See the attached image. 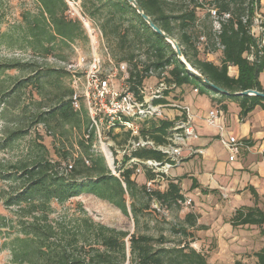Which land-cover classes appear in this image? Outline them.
Returning a JSON list of instances; mask_svg holds the SVG:
<instances>
[{
  "label": "trees",
  "instance_id": "1",
  "mask_svg": "<svg viewBox=\"0 0 264 264\" xmlns=\"http://www.w3.org/2000/svg\"><path fill=\"white\" fill-rule=\"evenodd\" d=\"M260 0H136L142 10L161 30L174 38L186 62L199 74L228 93H219L208 86L196 75L187 70L178 59L171 45L152 30L135 8L127 0H81L84 13L98 22L104 37H111L118 44L121 54L118 62L128 61V83L136 92L137 86L157 73L168 86L190 85L200 95L207 96L219 109L226 111L225 102H234L239 107L240 118L245 117L255 106L264 110V99L254 95H234L246 89L264 92L259 75L264 71V45L251 32L255 8ZM36 12L25 11L21 23L16 26V38L7 30L0 34L9 47L13 41L22 43L33 53L49 54L56 42L68 44L76 39L87 40L85 30L78 19L67 16L68 5L65 0H36ZM207 3L204 19L198 17L197 9ZM215 8L218 14L229 13L220 21V29L214 30L212 19L209 21L208 9ZM202 20V21H200ZM204 36L203 50L215 52L220 49V63L198 57L197 39ZM211 46H210V45ZM146 57L144 62L136 63V52ZM126 53V54H125ZM252 55L250 60L247 55ZM237 67L238 74L232 77L228 67ZM16 67L6 64L4 69ZM27 82V81H25ZM24 81L20 83L22 85ZM27 84V83H26ZM70 92V96L72 94ZM169 90L164 91V95ZM8 93V92H7ZM4 94V92H3ZM164 103V99L154 100ZM58 111V112H57ZM57 111L45 112L49 116L59 114L68 120L72 116L79 121L78 112L73 110L70 99L63 102ZM47 118L39 117L38 121ZM74 119V118H73ZM69 121V120H68ZM173 121L157 120L151 122L147 131L157 144L165 143L164 136ZM23 130L11 132L0 144L8 147L15 138L25 134ZM93 133L77 141L79 155L71 167L64 168L56 160L45 158L37 153L29 160L14 164L8 172L0 174L1 179L13 184V191L4 200V206L13 207L11 217L0 214V233L6 236L1 243L10 252L13 264H124L126 256L124 238L129 236V260L134 264H211L200 251L188 244L173 247H157L154 238L145 234H128L123 230L96 224V228L84 220L82 231H66L59 222L49 219L53 212L52 203L63 204L70 198L82 193L93 194L115 206L123 215H128L126 195L129 196L130 211L136 217L137 209L133 204L137 184L131 178L132 169H121L119 177L113 175L101 153L91 148ZM45 152L47 150L43 147ZM140 158L163 161L165 155L155 149H141L135 152ZM146 174V173H145ZM147 179L154 175L148 172ZM195 181L192 186L195 187ZM145 189V188H144ZM253 198L257 191L250 186ZM154 197L170 205L183 200L179 181L171 180L164 191H153ZM185 221L194 225L195 216L187 213ZM232 226L255 225L264 236V210L257 203L253 206L238 207L230 219ZM94 230V231H93ZM158 243H163L157 240ZM255 264H264V247L255 252ZM234 264H248L236 260Z\"/></svg>",
  "mask_w": 264,
  "mask_h": 264
},
{
  "label": "rangeland",
  "instance_id": "2",
  "mask_svg": "<svg viewBox=\"0 0 264 264\" xmlns=\"http://www.w3.org/2000/svg\"><path fill=\"white\" fill-rule=\"evenodd\" d=\"M65 1L68 5L67 16L80 20L87 40L76 39L68 44L56 42L51 53L41 54L33 53L18 41H13L11 46L7 47L4 39H0V67L11 63L16 64V67L4 69L0 73V144L11 132L17 130L26 132L23 136L11 141L8 147L0 148V174L13 170L10 169L11 166L29 160L37 153L45 158L58 160L62 168L67 163H73L80 152L77 141L86 138L87 133L92 130L85 109L82 106L80 110L73 109L78 112L79 121L74 116L68 121L59 114L49 116L45 112L57 111L63 102L70 99L69 91L73 90L74 86L73 75L81 76L85 70L90 59L92 42L95 43L100 55L105 57L106 49L111 58L115 61L119 60L121 50H119L118 44H115L111 37H104L98 27V22L84 13L81 0ZM207 7L209 6L206 3L203 8L197 9V15L202 20ZM27 10L31 12L38 10L36 0H0V34L11 29L14 30L11 32L16 38V32L19 31L16 26L21 23L22 12ZM211 19L210 15L209 21ZM196 41L199 58H209L219 63L218 51L207 55V52L203 50V43H201L203 40L197 39ZM136 54L133 62L140 63L146 60L143 54L138 51ZM121 62L126 63L128 68L130 67L128 61ZM165 75L166 73L163 72L158 78L157 73L152 72L149 77L152 78L145 85L155 84V82L163 80ZM23 81L27 82L20 85ZM259 81L264 86V73L260 74ZM182 89L184 90V100L190 101L189 103H193L196 98L202 96L190 85H182ZM169 91L168 95L171 96L174 88ZM217 106L219 108V105ZM194 107L201 109L198 104H194ZM220 111L219 116L222 118L224 111ZM226 111L229 114L227 125L235 131L238 123L235 114L238 112V108L229 103L228 108L226 106ZM259 112V109L253 112L252 121L257 118ZM40 116L47 118L46 121H38ZM147 127L149 128L150 125ZM91 132L93 133V131ZM126 138L125 133L108 135L109 141L113 142L116 148H120ZM189 144L192 143L189 142ZM211 146L219 158V166L216 170L212 168V165L207 166L209 168H201L198 155L190 163H186L185 161L194 154L183 159L186 154L184 151L181 164L170 169L167 174H163V179L153 181L149 187L150 191H147L146 182L149 179L145 176L148 172L134 175L133 179L137 184L136 196L133 199V204L138 210L136 217L130 211L131 200L127 195L126 203L129 213L126 216L109 202L93 194L82 193L63 204L52 203L53 212L49 214V219L59 222L63 230L70 232L82 231L84 220H87L91 222L90 224H95L93 229L96 228V224H103L116 230L126 231L128 234L149 235L154 238V244L157 247L188 244L203 253L211 264H234L236 260L255 264L254 254L264 247V236L260 233L258 226H232L230 219L238 207L253 206L255 202L264 210V192L260 194L257 192L258 198L255 200L250 192L248 177L245 173L241 175L239 183L232 190L219 186L210 191L202 189L194 191L192 181L196 182V180L188 176V173L194 174L200 171L202 174L207 170L217 181L222 182L219 178L222 177L223 183L229 179L231 173H233L231 177L240 176L235 173L239 166L238 160L229 161V153L220 141H213ZM43 147L46 148L47 153ZM91 148L93 152L100 153L98 139L94 134ZM112 150L116 154L114 148ZM106 165L115 176L120 173L123 167L121 163H115L113 168L109 167L107 163ZM172 174L179 176L175 178ZM175 179L179 181L183 200L170 205L157 200L153 191L166 190L168 182ZM263 184H261V191L264 188ZM13 187L11 182L4 181L0 177V214L8 218L12 216L14 208L4 206L3 202L13 191ZM187 200L190 202L187 203ZM187 213L195 216L194 225L185 221ZM4 232L0 233V264H13L10 252L1 245L6 236ZM157 240H161L163 243H158ZM124 242L128 257L124 264H134L129 260L128 235L124 238Z\"/></svg>",
  "mask_w": 264,
  "mask_h": 264
},
{
  "label": "built area",
  "instance_id": "3",
  "mask_svg": "<svg viewBox=\"0 0 264 264\" xmlns=\"http://www.w3.org/2000/svg\"><path fill=\"white\" fill-rule=\"evenodd\" d=\"M208 11L212 18L213 29L219 30L220 21L226 20L229 13L218 14L215 8H210ZM250 32L255 38L262 33L259 46L264 44V2L261 0L255 8ZM200 40L204 41V36H201ZM105 52V57L100 55L95 43H91V55L85 70L81 76L73 75L74 86L70 102L75 110H80L81 106L85 109L91 131L98 139L99 152L109 167L113 168L115 163L123 164L122 169H132V179L136 174L150 172L154 175L153 179L146 182L147 191H150L149 187L153 181L163 179V174H167L170 169L181 164L184 151L189 155L202 154L201 149H194L189 144L198 137L193 115L187 106L166 100L169 93L165 96L164 91L176 87L168 86L164 79L152 85L137 86L136 92L131 90L126 63L115 61L106 49ZM252 58L249 57L250 60ZM156 99H164L165 102L156 103L154 101ZM173 108L178 110V116L170 119L167 110ZM220 112L212 109L204 120L207 125L218 127L219 141L232 159L240 148L246 147V142L234 136L223 135L222 126L216 123ZM157 120L173 121V125L167 129L164 136L165 143L162 144H157L147 131H142L143 128L147 130V126ZM117 133L127 135L125 143L120 148H116L108 139L109 134ZM141 149L159 150L165 155L164 160L137 157L135 152ZM260 151L264 153V147ZM67 167L70 168L71 164L69 163ZM189 202L190 200H187V203Z\"/></svg>",
  "mask_w": 264,
  "mask_h": 264
},
{
  "label": "crops",
  "instance_id": "4",
  "mask_svg": "<svg viewBox=\"0 0 264 264\" xmlns=\"http://www.w3.org/2000/svg\"><path fill=\"white\" fill-rule=\"evenodd\" d=\"M264 2V0H261ZM262 33H260L259 37H257L258 40H261ZM264 45V44H263ZM219 52V63H220V55L221 51L220 49L217 50ZM216 52V51H215ZM208 54H214L213 52H207ZM251 54H248L247 57H251ZM212 61L211 59H207ZM215 64H219L217 61H212ZM261 73H264L261 72ZM260 73V74H261ZM228 74L232 77H236L238 74L237 67L235 66H229L228 67ZM260 76V75H259ZM152 78V77H151ZM151 78H148L144 81L143 84L146 82H149ZM261 84V82H260ZM261 86L264 88V86L261 84ZM174 92V93H173ZM170 95L166 96V100L173 101L180 103L182 105H185L189 108V112L193 115V123L195 126V129L197 131L198 137L196 139L191 140V147L194 149H201L202 154L194 153V155L186 160V163H190L192 159H195L198 155L200 157L201 161V168H209L207 166H211L215 170L217 169V166H219V158L216 156V153L214 152L213 147L211 146L212 142L215 140L219 141L220 138V130L217 126H209L206 124L204 118L207 115V112H209L212 109L220 110L217 106V104H214L211 102V100L207 97L202 95L199 98H196L193 103H189L190 101H185L183 97L184 90L182 89V86L174 88V91ZM232 103L238 108L236 103L234 102H225L227 108L228 104ZM194 104H198L201 106V109L199 107H194ZM264 104V101H263ZM195 108V109H193ZM193 109V110H192ZM259 109V114L257 118L252 121L253 112ZM196 110V111H194ZM169 118L173 119L174 117L178 116V110L176 109H168L167 110ZM238 112H236L235 117L237 123L236 130L233 131L229 128L227 125V116L229 117L228 112H224V116L221 118V116L217 117L216 123L222 126V133L225 137L227 136H234L241 140H246V147L240 148L239 152L233 156L232 159H230L229 154V161H235L238 160L239 166L236 168L235 173L239 174L240 176H232L233 173H231L225 183H223L222 177H219L222 182L215 180V178L211 175L209 171H203L202 174L199 173H188V176L193 177V179L196 180L194 191L197 190H206L210 191L214 189L215 187L218 188L219 186L224 187L227 190H232L237 186V183L240 181V177L242 174H247V181L248 185L254 187L256 191L260 194L264 192V188L261 191L262 185L264 183V153H261V149L264 147V110L260 106H255L245 117L240 118ZM229 153V152H228ZM192 155V154H191ZM189 157V154L186 152V154L183 156V159H186ZM221 162V161H220ZM202 172V171H201ZM172 176H175V178L179 175L172 174ZM234 177V178H233ZM243 178V176H242ZM192 180V178H190ZM246 180V178H245ZM177 179L174 180L176 182ZM182 181V179H181ZM194 181V180H193ZM264 186V184H263Z\"/></svg>",
  "mask_w": 264,
  "mask_h": 264
},
{
  "label": "water",
  "instance_id": "5",
  "mask_svg": "<svg viewBox=\"0 0 264 264\" xmlns=\"http://www.w3.org/2000/svg\"><path fill=\"white\" fill-rule=\"evenodd\" d=\"M137 11V13L143 18V20L149 25V27L154 30L156 33H158L160 36H162L174 49L175 53L177 54L178 59L186 66L187 70H189L192 74L196 75L198 78H200L203 82H205L208 86L214 88L219 93L227 94L228 92L224 90L223 88H220L213 83H211L209 80H207L204 76L199 74L196 70H194L185 60L184 55L181 51V48L178 44V42L172 38L170 35H168L166 32L161 30L154 22L151 20V18L145 14V12L142 10V8L139 6V4L136 2V0H127ZM234 95H254L259 96L264 99V92L257 91L255 89H246L241 92H236Z\"/></svg>",
  "mask_w": 264,
  "mask_h": 264
}]
</instances>
